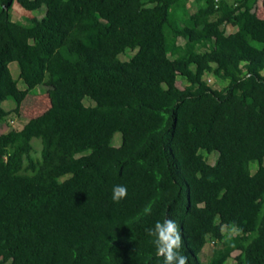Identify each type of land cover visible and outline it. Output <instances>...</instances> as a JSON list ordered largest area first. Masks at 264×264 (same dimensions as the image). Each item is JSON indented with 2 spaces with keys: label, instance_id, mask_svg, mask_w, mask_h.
Here are the masks:
<instances>
[{
  "label": "trees",
  "instance_id": "trees-1",
  "mask_svg": "<svg viewBox=\"0 0 264 264\" xmlns=\"http://www.w3.org/2000/svg\"><path fill=\"white\" fill-rule=\"evenodd\" d=\"M202 1L0 0V123L45 105L0 133V264H163L165 218L188 264H264V0Z\"/></svg>",
  "mask_w": 264,
  "mask_h": 264
},
{
  "label": "rangeland",
  "instance_id": "rangeland-1",
  "mask_svg": "<svg viewBox=\"0 0 264 264\" xmlns=\"http://www.w3.org/2000/svg\"><path fill=\"white\" fill-rule=\"evenodd\" d=\"M205 0L202 1V3H204ZM226 1H230L233 2L234 0H226ZM262 0H258L257 1V11H259L260 13H262ZM188 6L191 12H194L196 10V6L195 3L193 2V0H189L188 2ZM45 12V8L44 6H42L41 8L37 9V10H26L24 9L18 2H14L13 6L10 10L11 13V18L13 21H18L20 23H29V19L31 17H37L40 18L43 16ZM236 29L235 26L233 25H227L226 26V32H232ZM178 43H183V39L179 38L178 39ZM135 49L134 50H127L125 53H121L119 54V58H122L123 60H127L133 53H135ZM9 68L11 71L12 76L15 79H18V86L19 88H25V84L22 81V79L19 78V67L17 65V63L15 61L10 62L9 63ZM208 83H210L211 85L221 88L222 86H224L226 84V82L217 79L215 76H213L210 73H206L203 76ZM210 79V80H209ZM186 84V80L182 79L180 77L177 78V85L182 88L184 85ZM39 87L37 86L36 88L33 89L34 92L39 91ZM44 101H29L27 102L25 108H23L22 110V115L24 116V118H29L33 115H36L38 113H40L42 110L45 109V105L43 104ZM84 103L86 105H91L93 104V102L89 99L86 98L84 99ZM2 106L5 109H11L14 106V101L11 99L5 100L2 102ZM18 119L16 117H9L8 121L6 122H1L0 123V133L2 132H6L11 128H20L23 123L25 122V119ZM122 141V134L120 132H116L114 134L113 137V144L114 145H119ZM32 143L34 146V151H33V155L38 156L39 152H40V148H41V142L39 141V139H32ZM202 154L204 155V157L206 158V160L210 163L213 164L218 156L217 151L211 152V153H207L205 150L201 151ZM255 161H251L250 165H251V171L254 172L255 169L257 168ZM222 231L225 235H233L235 234L237 231L233 228H228L226 226L222 227ZM214 244L212 241H209L205 247L203 248L202 252H201V259L202 260H207L209 258V256L212 254V250H213ZM239 253V251H234L232 252L230 258H229V262H231L232 264H234L235 260L234 257Z\"/></svg>",
  "mask_w": 264,
  "mask_h": 264
},
{
  "label": "clouds",
  "instance_id": "clouds-1",
  "mask_svg": "<svg viewBox=\"0 0 264 264\" xmlns=\"http://www.w3.org/2000/svg\"><path fill=\"white\" fill-rule=\"evenodd\" d=\"M127 196V188L116 185L112 189V200L120 202ZM147 211V210H146ZM147 234L154 237L155 255L163 258V264H188V258L181 253L183 237L176 221L165 218L157 221L154 226L147 229Z\"/></svg>",
  "mask_w": 264,
  "mask_h": 264
},
{
  "label": "built area",
  "instance_id": "built-area-1",
  "mask_svg": "<svg viewBox=\"0 0 264 264\" xmlns=\"http://www.w3.org/2000/svg\"><path fill=\"white\" fill-rule=\"evenodd\" d=\"M210 80V79H209Z\"/></svg>",
  "mask_w": 264,
  "mask_h": 264
}]
</instances>
